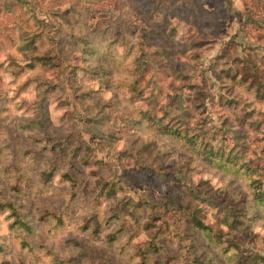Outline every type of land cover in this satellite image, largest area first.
I'll return each mask as SVG.
<instances>
[{
  "label": "rangeland",
  "instance_id": "374dc122",
  "mask_svg": "<svg viewBox=\"0 0 264 264\" xmlns=\"http://www.w3.org/2000/svg\"><path fill=\"white\" fill-rule=\"evenodd\" d=\"M0 198V264H264V0H0Z\"/></svg>",
  "mask_w": 264,
  "mask_h": 264
},
{
  "label": "trees",
  "instance_id": "16d2710c",
  "mask_svg": "<svg viewBox=\"0 0 264 264\" xmlns=\"http://www.w3.org/2000/svg\"><path fill=\"white\" fill-rule=\"evenodd\" d=\"M42 177L45 178V176L51 177V175L54 174L53 170H44L41 172ZM74 179L69 176V182H73ZM11 199H1L0 198V212H7L6 218L9 220V225L11 228H20L23 232H31L33 225L28 223L27 220L23 218V216L20 214V209L18 205H15ZM26 246H28L26 244ZM202 264H205L203 261H199ZM209 262L213 263L211 260Z\"/></svg>",
  "mask_w": 264,
  "mask_h": 264
}]
</instances>
